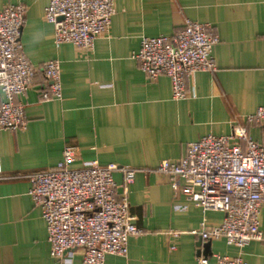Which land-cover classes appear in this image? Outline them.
<instances>
[{"label":"crops","instance_id":"obj_1","mask_svg":"<svg viewBox=\"0 0 264 264\" xmlns=\"http://www.w3.org/2000/svg\"><path fill=\"white\" fill-rule=\"evenodd\" d=\"M48 2L0 0V8L25 6L23 52L37 69L59 60L62 85L60 100L42 101L48 81L38 70L18 99L26 128L0 131V264H82L80 249L50 256L46 223L28 194L29 176L54 168L67 145L78 150L72 167L97 160L137 170L127 189L129 213L142 233L129 237L126 256L107 255L104 264H201L200 257L216 264V254L236 255L223 239L192 234L201 221L219 225L223 212H203L155 168L161 160H179L189 142L228 135L237 125L262 140V128L246 117L264 106V0H113L109 31L95 39L93 51L55 46L53 26L44 19ZM186 19L208 24L218 37L216 69L193 73L187 97L175 100L169 77L148 79L133 54L143 36H171ZM113 179L120 195L123 174L115 171ZM260 229L263 240L243 249L246 264H264V208Z\"/></svg>","mask_w":264,"mask_h":264},{"label":"built area","instance_id":"obj_2","mask_svg":"<svg viewBox=\"0 0 264 264\" xmlns=\"http://www.w3.org/2000/svg\"><path fill=\"white\" fill-rule=\"evenodd\" d=\"M114 12L113 0H49L44 19L53 26L56 47L70 43L93 51L95 39L109 31ZM25 14L21 3L0 8V90L4 95L0 131L26 128L25 108L18 99L38 70L48 81L41 100L62 98L60 61L47 60L37 69L23 52ZM209 28L186 19L184 27L171 36H143L133 58L148 79L169 77L173 99H185L187 79L193 73L216 69L212 50L219 39ZM246 121L262 128L261 141L253 140L244 126L237 125L228 135L207 134L189 142L179 160H161L155 168L171 175L172 189L203 212H223L219 225L207 226L201 221L192 231L202 240L223 239L237 248L233 256L216 254V264H246L244 247L263 240L264 106L257 107ZM77 156V147L67 145L54 168L29 176L28 194L46 223L50 256L62 259L66 252L80 249L82 264H104L107 255L124 257L129 237L142 233L129 213L127 189L137 170L114 163L102 165L97 160L72 167ZM115 171L123 174L120 195L113 179ZM2 172L0 159V175ZM198 261L204 264L207 260L200 257Z\"/></svg>","mask_w":264,"mask_h":264}]
</instances>
